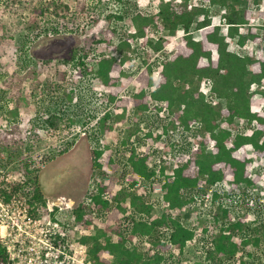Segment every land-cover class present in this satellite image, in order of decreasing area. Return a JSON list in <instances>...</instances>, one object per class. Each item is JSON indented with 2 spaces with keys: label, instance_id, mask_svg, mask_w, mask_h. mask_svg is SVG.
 <instances>
[{
  "label": "trees",
  "instance_id": "16d2710c",
  "mask_svg": "<svg viewBox=\"0 0 264 264\" xmlns=\"http://www.w3.org/2000/svg\"><path fill=\"white\" fill-rule=\"evenodd\" d=\"M3 1L4 11L8 12L7 18L10 20L7 21L9 25L2 27L6 35V27H15V18L21 12L19 0ZM262 1L158 0L152 14L137 12L132 16L133 29L122 34L116 45L112 44L116 36L113 26L103 30L104 39L93 42L92 48L83 51L72 49L68 61L79 67L80 75L89 76L96 90L104 89L105 103L110 107L97 120L96 143L91 150L93 164L98 171L104 163L110 165L109 184L99 183L89 191L87 198L91 204L80 203L71 208L76 229H70L69 236L75 234L76 244L85 248L90 264H162L166 253L181 256L195 237L194 230L184 225L181 211L194 201L189 191L196 188L203 192L212 188L213 205L227 217L205 250L204 264H221L223 257L231 260L243 247L249 250L264 243L263 219L257 217L256 223L253 221L247 225L248 214L242 213L243 216L230 220L229 208L222 202L215 203L220 197L215 187L220 186L227 177H231L233 188L244 186L247 189L255 187L261 177L257 174L251 178L247 167L252 164L253 156L264 157V51L260 48L264 27L254 24L253 18V10L259 9ZM74 2L81 16L86 14L90 22L97 21L85 0ZM41 5L39 19L32 20L26 29L35 35L46 31L57 34V25L52 26L53 22L47 20V16L50 14V18H57L60 22L65 20L71 3L42 0ZM216 5L225 8L221 15V23L226 27L224 33L220 25L212 24L210 18L212 7ZM30 8V11L37 10L35 5ZM73 16L68 20L74 22L78 16ZM122 17L118 14L106 16L117 23ZM21 24L25 27L23 22ZM193 25L200 32V40H195L189 32ZM179 26L183 28V33L176 39L173 51L150 62L148 50L155 54L163 50L170 37L176 35ZM245 26L248 27L247 31ZM149 32H154L158 37L151 40L147 36ZM234 39L236 47L231 50L229 42ZM3 40L0 38V42ZM98 48L102 49L97 52ZM241 49H248V52L241 53ZM111 50L112 53L107 56L106 51ZM214 51L217 53L216 59L212 58ZM5 54L14 70L12 74H7L0 85L11 100L6 112L12 122L0 127V154L7 153L11 158L14 148L18 155L21 154L17 149H34V142L23 132L18 120L21 115L32 111L30 98L43 99L45 92H55L57 88L63 90L66 102H72L75 87L69 85L72 74L60 71L56 73L55 81L44 90L39 69L33 64L18 66L14 53L8 48ZM135 58L141 60L138 74L130 73L124 67ZM158 67L155 78V68ZM122 76L128 80L135 78L138 84L129 96L121 94L122 87L118 85V80ZM208 82L209 98L202 90V86ZM25 84L28 85L27 97L24 94ZM215 98L220 101L213 103ZM221 101L225 103L224 108ZM66 102L60 103V108L67 107ZM38 103L34 101L33 111L36 119L41 118L40 129L49 132L58 130L63 116L49 108L42 110ZM129 108L137 114L154 111L159 115L163 112L166 123L159 124L163 134L170 127L185 131L196 128L194 146L187 153L175 157L171 169L167 161L153 163L155 151L149 148L139 153L137 146L131 143L125 149L129 139L122 142L126 160L121 166L109 152L101 160L104 152L110 148L99 146V139L113 131V122H124ZM42 113L47 116L42 118ZM236 117L243 122L241 128L233 124ZM67 120L70 124L74 123L72 117ZM144 136L151 140L153 132H145ZM151 164L155 168H150ZM15 171L21 175V182L11 184L10 190L1 189L3 200L26 197L33 212L41 209L53 217L57 206L52 205L49 211L36 167L24 159L17 164ZM125 180L128 181L127 185L112 193L114 184L119 182L122 185ZM141 184L151 190L159 188L162 191L159 203L166 211L158 215L154 212L155 205L148 202L145 195L135 191ZM128 208L132 211L130 223L123 230L121 217ZM214 219L217 222L216 215ZM207 229L210 227L203 226V231ZM161 230L165 234H161ZM210 231L212 233V229ZM79 232L83 234L79 236ZM136 239L139 241L137 244L134 242ZM141 245L144 249L140 248ZM248 255L251 256V253ZM9 259L6 246L0 243V264H8Z\"/></svg>",
  "mask_w": 264,
  "mask_h": 264
},
{
  "label": "rangeland",
  "instance_id": "374dc122",
  "mask_svg": "<svg viewBox=\"0 0 264 264\" xmlns=\"http://www.w3.org/2000/svg\"><path fill=\"white\" fill-rule=\"evenodd\" d=\"M65 1L71 3V10L67 18L62 22H64L67 27H76V31L71 30V34H52L51 37L41 32L39 35H36V37L39 36L37 39L33 37L35 33L29 32L26 28L32 24V20L39 19V8L42 6V0L18 1L19 12H21V14L17 19L15 18V27H10V29L6 27L8 30V33H6L7 36L4 34L2 27L4 25H9L7 22L10 21L7 18L9 14L7 11H4V1L0 0V22H2L0 24V38L4 39L3 42H0V84L7 74H12L14 70V67L9 64L7 55L5 54L7 48L10 52L14 53L18 66L21 64H33L36 69L41 71L43 79L42 87L45 90L55 81L57 72H65L64 67L66 68L67 65L71 67L70 64L73 62L68 61V59L72 49L76 48L83 51V49L92 48L93 42L104 39L105 35L103 30L106 27L113 26L116 28V36L112 44L116 45L123 35L133 29L131 18L135 13L152 14L156 10L158 4V0H122V10L125 16L117 23L114 19L106 18L108 14H103L101 12L97 13L99 15H92L93 17L95 16L94 18H97L96 22H90V17L88 15L85 14L81 16L80 10H76L74 0ZM33 5L36 6L37 10L30 11V7ZM260 6L259 9L253 10L254 24H259L261 27H264V0L261 2ZM212 11L213 12L210 14L212 24L220 25L222 32H226V27L221 23V15L225 12V8L216 5L212 7ZM74 14L76 17L78 16L76 20L74 22L68 20L70 16L74 17ZM49 15L50 14L47 16V20L53 22L52 26L55 24L58 27L60 23L59 19L50 18ZM199 19L200 18H196V20ZM21 22L25 24V27ZM244 28L245 31H247L248 27L245 26ZM189 32L193 34L195 40H200V32L194 28V25ZM182 33L183 28L179 26L176 35L173 38L170 37L169 43L163 50L156 54L148 50L150 54L149 61L155 62L157 59L171 53L176 46V39L181 36ZM8 35L12 37L11 40ZM165 35H168L167 32H165ZM147 36L153 41L158 37L154 32H149ZM32 38H34L32 44H27ZM231 42L234 44L233 41ZM25 45L32 47V49H29L30 54L26 51ZM229 45V48L232 50L234 46L231 45L230 42ZM20 48L21 52H19ZM260 48L264 51V35L262 36ZM101 49L102 48H98L97 52ZM111 52L112 51H106V54L109 56ZM240 52L246 53L248 49H241ZM212 58H217V53L215 51L212 53ZM27 59L30 61L28 62ZM119 60L120 58L118 57V61ZM125 66L128 72L133 74L137 73L136 60L130 61ZM158 72L159 67L155 68V78ZM92 84L93 83H91L87 75H82V77L71 76L69 85L75 87L73 93L74 101L72 102H66L62 94L63 90L57 88L55 92H45L43 99H41V97L30 98L32 102L30 108L32 111L29 114L21 115L18 120L23 132L34 142V149L32 151L28 148L23 151L17 149L21 154L18 155V152L15 151L14 148L11 151V158L7 153L0 154V170H2L0 174V184H8L15 179L17 172H15L16 166L21 160L25 159L29 161L37 169L39 181L43 186L47 202L52 204L55 203L57 199H62V197L65 198L63 204L56 205L57 211L55 215L60 217L71 230L73 228L76 229L71 217V208L80 203L87 205L91 204L87 198L89 191L95 189L96 185L99 183L105 185L109 184L110 173L112 172L110 165L105 163L102 169L98 171L92 160L91 150L96 143L95 139L92 137L94 131L96 132V128H94L95 117L110 109L105 103L104 89L101 88L96 90ZM118 85L122 87L121 94L127 96L138 86L135 78L128 80L125 76L119 78ZM209 88V82L202 86V90L207 98H209ZM24 94L27 97V84H25ZM10 101L7 91L1 88L0 85V127H6L12 122L6 112L9 109ZM34 101H39L38 106H40L42 110L49 108L63 116V121L58 130L44 132L39 129L41 127V118H35V112L33 111L35 106ZM219 101V99H213V103H218ZM64 102H66V104L68 103V106L62 109L60 108V103ZM149 103H151V100H149ZM221 103L224 108L223 105L225 103L223 101H221ZM60 109L62 110L59 111ZM91 115H93L94 118H90ZM42 116L46 117L47 115L42 113L41 117ZM68 117H72L74 121L73 124L68 123ZM163 117V112L159 115H156L154 111L137 114L129 108L126 112L124 122H113V131L103 136L98 142L99 146L110 148V150L104 152L101 160L104 159L109 152L113 155L116 163L121 166L126 160L122 142L129 139V144L125 145V149H127L131 143L137 146L139 153H144V151L149 148L151 151H155V160L153 163L164 160L167 161L169 165L168 168H172L174 166L173 159L180 154L187 153V151L194 146L197 129L193 128L191 131H185L181 128L175 129L170 127L167 133L163 134L159 125L166 123ZM93 124L94 127L92 126ZM233 124L235 127L241 128L243 122L240 118L236 117ZM225 128L228 127L225 126ZM149 131L153 132V138L151 140L144 136V133ZM247 149L251 152L249 147ZM150 168H155L154 164H151ZM247 169L251 178L257 174L261 176L255 187L245 188L244 190L242 189L243 186L233 188L230 184L231 177H227L220 186L215 187L220 194V197L215 200V203L218 204L222 202L225 207L229 208L230 220H232V218L237 219L239 216H243V214H248L247 216L249 218L246 223L249 225L253 221L256 223L257 217L264 220V158L259 159L253 156V162ZM7 173H12V175L8 177V182L5 180V175ZM2 175L4 176L1 178ZM127 183V180H125L122 185L116 182L112 193H117L119 189H121L123 185L126 186ZM211 189L212 188L204 190V192L197 188L189 191V195L193 196L194 201L184 207L181 213L183 215L184 225L194 230L195 237L188 243L181 256H177L171 252L166 253L165 260L162 264L205 263V250L210 246L212 236L218 232L222 221L227 220V217L225 218L223 216L219 208L216 210V205H213ZM135 191L138 194L145 195V199L155 205L154 212L157 215L166 211V208L162 207L159 203L162 195V191L159 188L151 190L148 186L145 187L141 184L136 187ZM68 199L74 202L70 207L64 203L67 202ZM131 213V209L128 208L126 213L121 217V227L123 230H126L129 226V215H131ZM215 215L217 216V222H215L214 219ZM203 226L210 227L212 233L210 229L203 231ZM1 230L0 237L2 236L4 242L6 238H8V244L15 243L13 247L15 258L12 264H42L44 259H47L46 264H90L85 250L80 247V245L78 246L76 244L75 234L73 236H68L65 241L59 245L58 250L51 251L49 256H41L43 254H39L38 251L42 244L38 237H34L35 240L32 241L26 239L21 240L25 238L24 236L15 237V242L13 240L10 242V239L14 238L13 235H11L10 238L7 236L10 229L3 227ZM161 234H165V231L161 230ZM78 235L80 236V234ZM134 242L137 244L139 241L136 239ZM140 248L144 249L143 245H141ZM248 253H251V256H249ZM220 261L221 264H264V243L261 244V247H251L249 250L243 247L231 260L223 257Z\"/></svg>",
  "mask_w": 264,
  "mask_h": 264
},
{
  "label": "built area",
  "instance_id": "2783aa9c",
  "mask_svg": "<svg viewBox=\"0 0 264 264\" xmlns=\"http://www.w3.org/2000/svg\"><path fill=\"white\" fill-rule=\"evenodd\" d=\"M85 1H86L87 6L91 8V11L92 12L94 11L93 13H95V15H99L97 13L101 12L103 14L104 13L118 14V15H122L123 17L125 16L122 10L123 8L122 3H121L122 0L120 1L118 0H85ZM71 30L76 31V27L75 28H73L72 26L67 27L66 24L62 21L59 23L58 34H62V33L71 34L72 33ZM42 34H45V35L48 34V36L51 37L52 31H48L45 33L43 32ZM33 37L35 38L36 35ZM38 37L36 38L38 39ZM34 38H32L31 41H28L27 44L31 45L32 40L34 41ZM28 47L29 45H25L26 51H28V54H30L29 49L31 47L29 48ZM27 60L30 61L29 59ZM135 60L137 63L136 71L138 74L141 70V67H140L141 60L139 58H135L134 61ZM67 66L66 68L64 67L66 73H71L72 76L82 77V75L78 73L79 67L75 66L74 62L70 64L71 67H69V65ZM92 68H93V65H92ZM101 115H98L97 117H95V120H94L95 127H94V124L92 125L94 128H96L97 120ZM42 118H45V116H42ZM44 132H47V131H44ZM96 136H97V131L96 132L94 131V134H92V137L95 139V141H96ZM1 173H2V170H0V174ZM11 175L12 173L10 174L7 173L5 175L6 182H8V179H9L8 177ZM3 176L4 175H2L1 178ZM20 177L21 175L16 172V177L13 181H11L8 184H4V185L0 184V234L2 232L1 228L4 227L6 229H10V232L8 233L7 236L10 238L11 235H13L14 237L13 239H10V242L12 240L15 242V237L24 236L25 238H22L21 240L26 239L29 241L35 240L34 237H38V239H40L41 244H42L38 253L43 254L41 256H49L51 251L58 250L59 245L63 243L65 239L69 236V232H70L69 226L65 225V222L62 221L60 217L56 215L52 217L49 212L44 213L41 209L33 212V207L29 204V201L26 197L19 196V197H15L14 199H11L10 201H4L2 194H1V189L10 190L11 184H14L17 181L21 182ZM52 205L56 206L57 204L56 202L49 204L50 206L49 211L51 210L50 208ZM7 241H8V238H6V241L4 242V239L2 238V236L0 237V243L6 246L9 252V255H10V259H9L10 262L8 264H12L15 258V253L13 251L14 250L13 247L15 243L8 244ZM80 247H82L85 250L83 246H80ZM46 263H47V259H44L42 264H46Z\"/></svg>",
  "mask_w": 264,
  "mask_h": 264
},
{
  "label": "water",
  "instance_id": "95a60500",
  "mask_svg": "<svg viewBox=\"0 0 264 264\" xmlns=\"http://www.w3.org/2000/svg\"><path fill=\"white\" fill-rule=\"evenodd\" d=\"M64 200H65L64 197H62V199H57V200H56V204H57V205H61V204H63V201H64ZM65 204H66L67 206L70 207V205H73L74 202H73L72 200L68 199V201L65 202Z\"/></svg>",
  "mask_w": 264,
  "mask_h": 264
},
{
  "label": "clouds",
  "instance_id": "9594fccd",
  "mask_svg": "<svg viewBox=\"0 0 264 264\" xmlns=\"http://www.w3.org/2000/svg\"><path fill=\"white\" fill-rule=\"evenodd\" d=\"M233 42H234V44L230 41V44L231 45H233L234 47H236V44H235V39L234 40H232ZM262 158H264V157H262ZM262 158H259V159H262ZM256 175H254V177H255ZM242 189L244 190L245 189V187L243 186L242 187Z\"/></svg>",
  "mask_w": 264,
  "mask_h": 264
},
{
  "label": "flooded vegetation",
  "instance_id": "af4514ba",
  "mask_svg": "<svg viewBox=\"0 0 264 264\" xmlns=\"http://www.w3.org/2000/svg\"><path fill=\"white\" fill-rule=\"evenodd\" d=\"M79 234H80V235H82V234H83V232H79Z\"/></svg>",
  "mask_w": 264,
  "mask_h": 264
}]
</instances>
